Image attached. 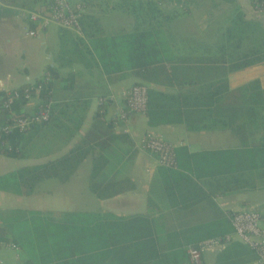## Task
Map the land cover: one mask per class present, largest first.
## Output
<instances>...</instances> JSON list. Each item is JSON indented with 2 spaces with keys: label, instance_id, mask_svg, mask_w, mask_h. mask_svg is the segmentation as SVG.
Here are the masks:
<instances>
[{
  "label": "trees",
  "instance_id": "obj_1",
  "mask_svg": "<svg viewBox=\"0 0 264 264\" xmlns=\"http://www.w3.org/2000/svg\"><path fill=\"white\" fill-rule=\"evenodd\" d=\"M36 1L20 0V6L32 8ZM119 4L133 13L134 26L128 31L121 29L100 35L96 17L91 14L84 19L81 17L80 22L91 23L86 34L94 53L88 48L85 52L78 51V61L87 67L99 64L103 71L130 68L146 82L176 86L175 91L147 87L144 114L149 123L183 122L188 129L225 127L239 141L236 147L190 152L185 146L174 147L179 170L156 168V181L169 197L168 206L187 208L204 197L203 193H198L184 199L179 192V200L171 198L172 187L180 191L179 188L193 184L191 177L196 180L218 178L224 183L229 182L231 190L264 187V87L256 78L232 89L227 86L229 73L253 63L244 59L246 56L261 52L262 56L257 60H264V37L261 47L250 43L254 23L240 14L234 15L220 31L214 46L175 54L156 24L155 20L162 13L155 0H122ZM49 69L46 70L50 74ZM27 85L23 83L8 90L22 92ZM50 87V81L43 83L37 94L43 99L48 98ZM63 89L68 90L60 99L68 101L55 104L58 112L50 113L46 121L34 123L31 128L44 129L76 105L82 94L70 93L73 88L69 90L66 86ZM4 93L5 90H0V94ZM68 93L70 95L66 96ZM23 100L20 96V101L13 107L16 112ZM105 103V100L98 102L89 126L64 153L1 174L0 190L27 195L42 179L65 180L82 158L94 150L88 175L89 190L98 198H104L130 189L132 184L127 178H109V173L118 165V159L108 152L109 143L124 136L113 131L112 119L103 118ZM81 115L71 118L77 119L78 124ZM0 137L10 139L15 145L25 143L30 134L14 131ZM5 153L18 155L14 150ZM146 204L151 206L150 199ZM225 221L166 230L157 217L149 214L116 216L110 212L66 211L59 218H53L36 210L13 208L0 213V241L18 247L21 264H181L187 260V246H195L208 236L228 232Z\"/></svg>",
  "mask_w": 264,
  "mask_h": 264
},
{
  "label": "crops",
  "instance_id": "obj_2",
  "mask_svg": "<svg viewBox=\"0 0 264 264\" xmlns=\"http://www.w3.org/2000/svg\"><path fill=\"white\" fill-rule=\"evenodd\" d=\"M85 1L87 8L82 19L88 14L96 17L100 35H108L121 29L128 31L134 26V15L125 6L119 4L122 0H106L103 5L96 0ZM228 1L231 3V8L224 22L227 24L231 17L240 14L243 19L254 23L250 43L254 47H261V38L264 37V14L253 11L248 0ZM42 2L44 0H37L32 8H39ZM155 2L162 13L155 20L156 24L170 51L175 54L193 53L203 47L214 46L219 39L220 31L226 25L219 30L217 38H214L215 32H211L210 36L202 33L207 24L204 21L200 23L196 20L197 27H194L187 20H179V17L184 14L192 16L193 11L190 10L189 0H155ZM17 7L22 6L20 3L17 5L0 4V64L2 62L8 69V73L10 72L5 80H0V90H8L34 81L44 70L51 68L49 80L51 83L50 98L53 105V107L51 105V115L58 112L55 104L68 101L65 98L60 99L68 90L63 89V86L69 90L73 88L70 93L82 95L78 97L76 105L69 107L67 113L56 117L51 125L38 130L32 127L23 132V135L29 133L30 137L25 143L18 142V155L10 156L0 152V175L20 166L42 163V161L64 153L80 139L91 122L92 113L99 98L104 96L106 103L103 118L112 119L113 131L124 136L123 139L109 143L108 152L118 159V165L109 173V178H114V180L127 178L132 187L104 198H98L92 193L88 188V175L91 154H95L94 150L82 158L67 179H57L58 187L47 193V201L36 202L30 199L35 195L33 192L35 185L27 195H17L0 190V213L20 208L36 210L53 218H59L66 211L110 212L116 216L149 214L157 217L165 225L166 230L204 222H218L224 219L229 231L223 234H227L231 232L229 214L239 209L249 208L259 212L261 224L264 226V187L252 189L239 187L231 190L229 182L224 183L223 180H217L218 178L203 177L196 180L191 177L193 184L186 186L182 184L184 187L179 188L180 191L172 187L171 198L176 197L179 200V192L184 199L191 198L198 193H203L204 197L187 208L169 207V197L166 196L160 183L156 181L158 165L154 154L138 144L142 133L149 130L172 142L175 147L185 146L189 152L200 149L236 147L239 141L228 128L188 129L183 122L149 123L144 112H129L125 119L117 118L118 108L123 103L121 92L132 83L143 82L147 87L163 91H175L177 87L146 82L132 69L126 67L107 71H103L99 64L87 67L78 61L77 52H85L86 48L93 51L86 34V30L91 26L89 21L80 22V34L50 22L36 26V34L26 35L22 29L25 19L16 14ZM7 8H10L12 13ZM111 10H120L122 14L111 17L107 13ZM103 15H108L107 21L103 20ZM203 23L204 27H202ZM200 24H202L201 27ZM199 31L201 32L198 34ZM14 41L20 44L15 54L11 51ZM261 56V52L246 56L244 59L248 58L253 63L229 73L227 75L228 88L232 89L254 78L258 79L260 86L264 87V60H257ZM28 107L22 104L19 111L26 110ZM80 113L82 114L80 122L76 124L78 120L71 117L78 118ZM58 125L67 126L59 127ZM230 132L235 137H232ZM23 161L26 163L24 164ZM147 199L151 201L150 207L146 204ZM56 214L59 217L54 216ZM21 257L19 250L17 258L20 261ZM255 263L257 261L254 254L247 246L235 239L201 253V264ZM181 264H187V262L184 261Z\"/></svg>",
  "mask_w": 264,
  "mask_h": 264
},
{
  "label": "built area",
  "instance_id": "obj_3",
  "mask_svg": "<svg viewBox=\"0 0 264 264\" xmlns=\"http://www.w3.org/2000/svg\"><path fill=\"white\" fill-rule=\"evenodd\" d=\"M253 11L264 14V0H248ZM2 2H0L1 4ZM85 0H44L39 8L17 7L16 14L25 19L22 29L26 35L36 34V26L55 23L61 27L69 28L75 33H81L80 19L86 12ZM32 23L34 25H32ZM39 82L31 81L22 92L16 89L5 90L0 94V136L12 134L14 131L23 133L31 128L34 123L46 121L50 117L52 99L41 98L37 92L43 87V83L50 80V74L44 70L37 78ZM29 89L35 93L32 94ZM147 85L143 82H135L122 90V105L118 108L117 118L125 119L129 112L143 113L146 108ZM24 99L22 104L29 106L26 110L16 112L13 108ZM33 99H35L33 101ZM106 100L102 96L99 101ZM21 104V105H22ZM10 139L0 137V152L11 150L18 151V144H13ZM138 144L154 154L156 164L165 168L176 169L174 157L175 145L161 135L146 130L138 140ZM231 232L200 240L195 246H187V264H201V253L207 249L225 244L233 239L249 248L254 254L258 264H264V226L258 211L244 208L229 214ZM11 249L15 258L18 257L19 249L10 242L0 241V248ZM0 264H7L0 260ZM13 264H21L13 263Z\"/></svg>",
  "mask_w": 264,
  "mask_h": 264
},
{
  "label": "rangeland",
  "instance_id": "obj_4",
  "mask_svg": "<svg viewBox=\"0 0 264 264\" xmlns=\"http://www.w3.org/2000/svg\"><path fill=\"white\" fill-rule=\"evenodd\" d=\"M96 1L99 2L101 5H103L106 0H96ZM0 2L11 3V4L17 5L20 3V0H0ZM230 4L231 3L228 0H189L190 10L193 11V14L192 16L191 14H184L181 17H179V20L181 21L187 20L191 24H193L194 27H197L196 20H199L200 23L204 21L207 24H206V27L203 29L202 33L210 36V34H212L211 32H215L214 38H217L219 30L223 28L224 25L226 24V22H224V19L226 18V14L229 12L231 8ZM7 9H9L10 12L12 13V10L10 8H7ZM107 13H109L111 17H114V15L120 16L122 14L120 10L119 11L111 10V11H108ZM107 18H108V15H103L104 21H107ZM201 25L202 24H200V27ZM204 26L205 25L203 23L202 27ZM200 32L201 31H199L198 34ZM19 47H20V44L18 43V41H14L11 45L12 53L15 54L14 52L17 49H19ZM7 70L8 69L1 62L0 80H5L6 75L10 74V72L8 73ZM231 135L232 137H235L232 133ZM23 163L25 164L26 161H23ZM58 184L59 183H58L57 178H46V179H42L36 182L34 189H33V192L35 195L30 199L36 202L47 201L48 200L47 193L51 192L53 189H56L58 187ZM87 193L90 194L88 191ZM54 216L59 217L58 214ZM0 260L7 264H13V263L20 262L19 258H15L13 250L2 248V247L0 248Z\"/></svg>",
  "mask_w": 264,
  "mask_h": 264
}]
</instances>
